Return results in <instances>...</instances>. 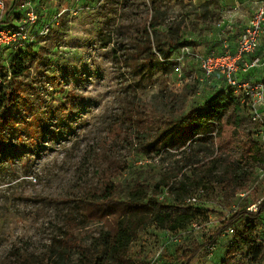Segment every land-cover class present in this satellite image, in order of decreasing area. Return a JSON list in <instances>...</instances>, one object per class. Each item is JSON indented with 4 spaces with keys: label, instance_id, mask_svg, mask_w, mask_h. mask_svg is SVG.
Returning <instances> with one entry per match:
<instances>
[{
    "label": "rangeland",
    "instance_id": "374dc122",
    "mask_svg": "<svg viewBox=\"0 0 264 264\" xmlns=\"http://www.w3.org/2000/svg\"><path fill=\"white\" fill-rule=\"evenodd\" d=\"M205 1L5 0L4 23L19 25L30 10L36 20L26 29L24 41L0 46V62L8 70L23 63L19 75L9 79L11 86L17 84L15 104L0 119V264H15L23 254L47 256L55 264V253L49 250L66 231L82 239L96 234L97 224L81 221L74 210L73 199L79 194L98 191L106 175L122 199L137 180L153 185L164 169L176 165L182 149L157 152L156 146L145 154L126 130L114 139L107 132L129 111H150L160 89L180 91L186 83L194 88L179 116L184 124L191 107L204 106L218 93L222 75L205 77L195 58L229 40L218 29L224 16L220 1L203 11ZM251 1L257 7L261 0ZM152 20L161 21L156 29L162 40L175 33L185 43L170 56L175 66L169 73L149 47L147 26ZM237 34L230 36L234 40ZM253 71L264 82V60ZM67 90L81 96L76 113L56 111ZM240 115V128L264 150V122L251 118L246 102ZM201 127L186 130L185 145L199 136ZM229 151L238 156L241 146L236 142ZM249 171L240 177L243 188L235 192L209 177L196 192L200 217L195 226L168 235L148 225L131 243L132 257L142 264H180L183 249L205 242L235 210L253 209L264 199V163ZM68 213L75 216L74 225L64 222ZM246 221H236L192 264H220L235 231ZM255 224L258 238L264 240V213ZM234 257L233 264H254L244 249Z\"/></svg>",
    "mask_w": 264,
    "mask_h": 264
},
{
    "label": "trees",
    "instance_id": "16d2710c",
    "mask_svg": "<svg viewBox=\"0 0 264 264\" xmlns=\"http://www.w3.org/2000/svg\"><path fill=\"white\" fill-rule=\"evenodd\" d=\"M218 2L207 0L200 7L205 11L209 4L218 5ZM160 24V20L148 23L147 32L151 36L149 47L153 46L157 55L163 59L161 64L165 72L169 73L175 66L170 56L185 43L175 33L165 35L166 40H162L157 36L159 31L156 29ZM22 64L20 62L10 71L0 62V78L4 80V85L0 87V119L1 113L15 104L17 84L11 86L9 79L11 75H19ZM223 86L204 106L191 107L185 113L187 124L181 123L184 120L179 119V116L194 89L190 83H186L180 91L160 89L153 96L150 111H129L121 121L111 126L107 132L110 139L119 138L126 130L141 145L140 152L148 154L158 146L157 152L160 149H182V157L175 161V166L164 169L153 185L143 180L134 182L122 199L115 195L117 184L106 175L98 191L81 193L73 199L74 210L81 221L97 224L96 234L82 239L72 235L71 230V234L66 231L50 247L49 253H55L56 256L55 264H142L130 253V245L137 239V233L151 224L168 235L192 227L191 224L198 221L200 211L195 203L188 204L185 199L202 189L209 177H216L225 183L226 189L233 192L243 188V183L239 182L240 177L247 175L255 165L264 163V150L249 133L240 128V112L244 101L239 96L224 95ZM82 103L80 95L67 90L56 111L76 113ZM122 124L126 128L123 129ZM196 124L202 126L199 136L185 145L188 137L186 130ZM236 142L241 146L238 156L229 151ZM165 189L166 194L162 195ZM262 213L264 199L253 209L235 210L220 221L205 242L183 249L178 255L180 264H192L204 247L215 244L219 236L242 218L247 221L240 230L235 231L220 264H233L235 253L240 249L245 250L248 259L254 264L264 260V240L258 238L255 224ZM74 217L68 213L64 222L71 225ZM46 257L23 254L17 257L15 264H51Z\"/></svg>",
    "mask_w": 264,
    "mask_h": 264
},
{
    "label": "built area",
    "instance_id": "2783aa9c",
    "mask_svg": "<svg viewBox=\"0 0 264 264\" xmlns=\"http://www.w3.org/2000/svg\"><path fill=\"white\" fill-rule=\"evenodd\" d=\"M4 8L5 0H0V46L10 47L15 44L14 42L21 43L25 40L26 29L28 30V27L30 28L35 22L36 15L30 10L27 12V18L19 25L7 24L3 22ZM47 30L48 28H46ZM262 36H264V0L258 3L240 32L235 52L232 53L229 45L224 42L220 52L197 55L195 58L205 77H212L215 73L222 75L224 95L239 96L241 101L251 105L253 114L251 118L256 122H264V82L252 77L244 78L241 74L259 65L260 59L253 57L250 61H243L241 65L239 61L245 56L254 54ZM182 52L187 53L188 51L182 49ZM198 191L201 189L196 192ZM196 192L187 197L185 202L194 204L197 200ZM191 225L195 226V223Z\"/></svg>",
    "mask_w": 264,
    "mask_h": 264
},
{
    "label": "crops",
    "instance_id": "0c3cea01",
    "mask_svg": "<svg viewBox=\"0 0 264 264\" xmlns=\"http://www.w3.org/2000/svg\"><path fill=\"white\" fill-rule=\"evenodd\" d=\"M220 4L224 8V16L223 20L220 21L218 24V29L220 31V36L223 38H227L229 41H227L231 52L236 51L237 47V39L240 34V32L243 30L244 26L247 24L249 18L255 11V4H253V1L251 0H219ZM255 7V8H254ZM238 32V34L233 40V33ZM219 35V34H218ZM217 35V36H218ZM225 41L223 40L221 46L214 47V52L212 53H218L221 51V47ZM213 45V44H212ZM210 45V46H212ZM217 50V51H216ZM210 53V52H209ZM255 54H252L251 56H245L242 60L239 61L240 65L243 61H250L253 57H258L260 59V62L264 60V36H262L260 40V44L258 48L254 52ZM255 67V66H254ZM250 68L246 72L242 73L241 75L244 78H255L257 80H260L259 73H254L253 68ZM262 76V75H261ZM260 78V79H259Z\"/></svg>",
    "mask_w": 264,
    "mask_h": 264
}]
</instances>
